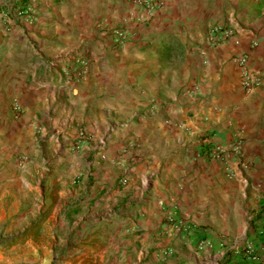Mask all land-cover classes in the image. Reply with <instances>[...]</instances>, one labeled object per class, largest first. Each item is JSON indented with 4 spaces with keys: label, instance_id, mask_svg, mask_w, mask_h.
Returning a JSON list of instances; mask_svg holds the SVG:
<instances>
[{
    "label": "crops",
    "instance_id": "crops-1",
    "mask_svg": "<svg viewBox=\"0 0 264 264\" xmlns=\"http://www.w3.org/2000/svg\"><path fill=\"white\" fill-rule=\"evenodd\" d=\"M41 2L33 23L13 25L15 39L10 38L8 48L30 44L35 47L33 53L46 61H68L72 53L82 50L90 56L91 68L81 81H71L67 74L64 78L54 67L48 73L43 71L45 81L28 83L27 77L35 76L41 61L36 58L29 67L26 53L21 51L14 62L19 63V79L13 76L14 69L7 71V53L0 62V227L7 223L0 232V264H52L54 260L55 254L45 250L42 236L24 234L38 217L35 214L29 220L24 210L40 213L49 208L51 215L39 221L42 225L53 222L56 209L37 203L27 207L18 198L9 200L14 187L18 192L30 188L26 175L11 169L23 146L39 143L31 128L39 121L41 102L48 100L57 102L54 115L58 109L69 110L62 118L65 121H79L80 116L92 133L104 131V147L137 140L141 178L155 175L148 198L129 203L125 216L105 218L109 202L97 213L87 203L83 217L94 229L85 237L84 248L68 256L65 264H264V216L256 221L249 216L251 212L264 215L260 210L264 201V3L247 1L242 24L228 25L229 40L218 45L200 42L202 45L190 53L193 65L189 61V76L176 85H184V94L171 95L163 108H150L153 97L149 93L155 85L147 83L154 84L157 68L163 64L160 37L178 36L179 28L191 32L216 19L214 5L225 1L164 0V8L155 12L148 25L137 21L140 9L134 0ZM99 21L109 26L127 24L132 36L123 45L113 46L101 32ZM0 49L7 52V34L1 23ZM245 51L252 72L263 77V82L251 89L242 86V70L236 60ZM168 79L160 83L167 92ZM7 99L20 100L25 107L24 121L7 123ZM146 132L149 148H144L149 142ZM238 135L244 137V165L229 173L225 162L206 156L205 151L211 143L229 142ZM83 157L89 168L81 171L75 167L78 171L74 172L86 181L89 190L84 192L91 203L98 189H103L91 164L105 162L109 175L111 163L121 169L128 158L107 150L96 155L92 142L87 141L74 164ZM59 159L56 151L51 160ZM81 190L79 186L74 193ZM127 190L115 183L111 192L100 198L114 204ZM50 193L54 198L60 191ZM169 212L188 220V233L170 226L166 220ZM138 215L139 220L133 222ZM129 224L141 233L127 236ZM18 227L22 229L16 230ZM106 227L114 228L113 235L104 237L101 229ZM248 229L261 233L254 236L253 243L262 263L250 262L242 250Z\"/></svg>",
    "mask_w": 264,
    "mask_h": 264
},
{
    "label": "rangeland",
    "instance_id": "rangeland-1",
    "mask_svg": "<svg viewBox=\"0 0 264 264\" xmlns=\"http://www.w3.org/2000/svg\"><path fill=\"white\" fill-rule=\"evenodd\" d=\"M41 1L43 0H40V7L42 3ZM216 1L219 2L220 0ZM223 1H225L223 5H214V11L216 12L217 16L216 19L211 21L207 20L209 22L202 23L201 26L199 25V27H195L191 30V32H189L188 29L183 30L179 28V31L177 32L178 36L167 37L165 35L160 37L159 49H161L163 64H161V67L157 68V77L156 80L153 81L154 84L147 83L148 86L155 85V88H152L149 93V95L153 97L151 103L148 105L150 108L153 105L155 106V108H163L166 102L169 101L168 99L169 97H171V95H175L176 93L177 95L184 94L182 91L184 85H182L180 88H177L178 86L176 85H178V83H183L186 78L185 76H189L188 73L189 70H191V64L193 65L190 53L192 51H196L193 49H196V47H200L204 41L208 40L209 31L212 27L221 24L229 28V23H232L234 26L236 25V23L240 22L239 24L241 25V22L245 20L243 16L245 17L246 14H244L243 11L248 5L247 1L250 0ZM261 1L262 3H264V0ZM164 4L160 9L164 8ZM139 16L140 15H138L137 17ZM152 18H150L148 22L144 24L148 25ZM101 22L102 21H99V23ZM107 25L109 26V24ZM123 25L127 26V24H118L117 26ZM18 29L22 28L19 27ZM23 32L27 33L28 31L24 30ZM101 32H103L104 35L108 38L109 42H111L109 37L102 29ZM190 33L192 34L189 35ZM15 34L16 32L12 31L11 34L7 35V52H5L3 49H0V62L3 61V57L7 53V71L9 72L14 69L15 73H13V76H15L16 79H19V63L14 62H18V57L23 51L27 56L26 62L30 63L29 67L33 65V62L36 58L39 62L41 61V69L40 67L37 68V73L34 77L29 74V76L27 77L28 83L45 81L42 75L43 71L45 70L48 73L49 71L55 70V68H51L49 67V65H52V63L54 62L58 64L67 61L66 58H63L64 61H62L63 59L61 61H56L55 59L46 61L44 57H40V55L33 53L35 47L31 48L30 44L26 47H22L21 49H9L8 42L10 41L11 37L15 39ZM25 38L28 39V36L22 35V39L26 40ZM189 61H191V64ZM56 67L58 68L56 69L57 72H61L60 74L64 77L66 72L62 70V65L58 64ZM168 72L170 73L167 75ZM167 78H169L168 92L162 90L160 86L161 81L163 79L166 80ZM175 82H177V84H175ZM171 88H174V91H171ZM17 103L21 106V110L16 109ZM56 105L57 102L55 100L41 102V106L43 107L40 109L41 113L39 115V121L33 123V127L31 128V130L35 132V135L39 139V143L35 142L31 146H23V148L18 152V155L15 156L13 168L11 169H16L19 173L21 172L25 174L28 178L30 188L26 190L27 192H24L23 190H20V192H18L17 187H14V190L11 189L12 194L11 197H9V200L11 201L15 198H18L27 207L33 203H37L38 205H41L43 207L50 205L51 208L56 209L53 222H45L42 225H40L39 221H44L46 220L47 216L51 215L49 208L45 211H41L40 213H35L34 211H31L30 208L24 210L28 213L29 220H32V217L35 214L36 216H38L37 223L35 224V219L33 218L32 226L26 228L24 234L32 236H42L44 240L45 250L50 254L51 252L55 254L52 264H65L64 262L69 258L68 256L75 254V252H80L81 248H84L85 237L94 229V225H92L90 222H87L85 217H83V208L86 207L87 203L89 207L93 206L95 209L94 212L97 213L102 212L101 210H103V208H105L106 206V203L109 202L111 207L106 209L105 212L103 211L105 218L114 217L115 215L125 216V214L127 213V209L129 208V206H131L129 205V203L133 205L138 204L140 202H144V200L148 198L147 194L151 190V184L155 175L148 174L146 179L141 178V175L137 170V167L140 163L139 158L141 156L137 153V149H140L139 147H137V140L133 142L126 141L121 145H112L109 148L108 146L104 147L103 144L105 138L101 137L103 136L104 131H102L101 134L97 132L96 134L92 133L86 127L87 124L80 119V116L77 117L79 121H65L62 118L66 117L69 110L64 111V109H58L57 115H54V109L56 108ZM44 111L46 112L43 113ZM24 113L25 107L19 99H12L11 102L7 99V123H13L15 121H18L19 119H22L24 121ZM53 116L59 117L61 119L54 120ZM125 117L127 118V116H123L122 118ZM136 118L137 116L133 117V120ZM22 120L21 122H23ZM80 129L85 130L87 136L86 139H82L80 137ZM76 135H78L77 138L74 137ZM99 136L103 139H100ZM146 136L149 142L144 143V148H149L151 145V140L148 138L149 132H146ZM86 141L92 142L93 151L96 152V155H98L101 150H107L109 151V153L112 152L113 155H125L124 158H128L126 159L127 162L123 163V165L125 166L121 169H116V164L111 163L110 166L112 170L109 172V175H106V168L108 166L107 164H104L105 162L91 164V167L98 172L97 180L99 187H103V189H98V193L91 203H89V199H86L88 197V192H84V189L89 190L88 185L85 187L86 181L84 183L81 180V176L74 172V170L78 171L77 169H75V167H79L81 171L87 170L89 168V162L87 163L84 157L79 158L78 164H74L75 158L80 157L81 151ZM56 151H58L60 159L58 161L51 160L52 156L56 154ZM79 151L80 154H77L76 152ZM91 160L92 158L88 159V161ZM147 160L151 161L150 159ZM73 164L74 169L72 167ZM148 168H150L149 165ZM150 172L151 171H149V173ZM115 183L125 188L128 187L125 195L122 196V198L119 199L118 202H116L117 204H111L110 200H106L107 198L105 197L104 200H101L100 197L105 192H111ZM79 186L83 190H81L79 194H75V188H78ZM55 189L59 190L60 193L58 196L53 198V196L51 197L50 192ZM143 189H145L144 192L141 191ZM130 194H132V197L129 198ZM95 202L96 205H98L97 207L96 205H94ZM13 215H17V213ZM249 216H252V220L256 221L264 215L257 216V214L254 215V213L251 212ZM139 218L140 216L138 215L136 218H134L133 222H137ZM6 225L7 223H5L3 227H0L1 233L5 231ZM33 226L38 227L34 229ZM21 229L22 228L19 227L16 228V230ZM125 230L129 233L126 234L127 236L139 235L141 233V231H138L137 228L134 229L133 226L131 227L130 224L125 227ZM101 232L104 237H109L113 235L114 228L108 229L106 227L101 229ZM94 233H97V231ZM255 235L259 237L261 233L255 231L250 232V230L248 229L245 234L246 237L243 239V241L248 240L255 247L253 243ZM254 249L257 254L256 247ZM258 257L260 256L258 255Z\"/></svg>",
    "mask_w": 264,
    "mask_h": 264
},
{
    "label": "built area",
    "instance_id": "built-area-1",
    "mask_svg": "<svg viewBox=\"0 0 264 264\" xmlns=\"http://www.w3.org/2000/svg\"><path fill=\"white\" fill-rule=\"evenodd\" d=\"M139 6L140 16L137 18L139 22L146 23L155 12L163 6V0H134ZM40 0H0V23L4 27L6 34H11L15 23L31 24L37 18L40 10ZM100 28L111 40L113 46H120L127 42L132 32L127 26H108L106 21L99 23ZM231 31L224 25H217L210 29L208 41L213 45H218L229 40ZM237 62L242 70L241 83L245 89H251L253 86L263 82L262 75L252 72L249 67L250 55L243 52L237 57ZM54 62L49 67L54 68L58 64L62 65V70L66 72L71 81L83 80L91 68V58L85 51L78 50L73 53L68 61L62 63ZM16 109L21 110V106L17 103ZM80 137L86 139V132L80 129ZM206 156L225 162L229 173H234L236 167L244 165V137L238 135L229 142H214L206 149ZM260 210L264 212V201L261 203ZM167 222L174 229H178L185 233L190 230V223L187 219L176 216L173 212L167 213ZM230 241V240H228ZM242 250L245 252L247 259L253 263H260V257L255 252L253 244L246 240L243 241ZM227 244V242H225Z\"/></svg>",
    "mask_w": 264,
    "mask_h": 264
}]
</instances>
